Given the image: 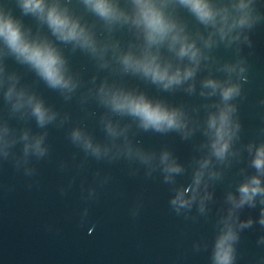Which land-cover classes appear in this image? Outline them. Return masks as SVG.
<instances>
[{
    "label": "water",
    "instance_id": "obj_1",
    "mask_svg": "<svg viewBox=\"0 0 264 264\" xmlns=\"http://www.w3.org/2000/svg\"><path fill=\"white\" fill-rule=\"evenodd\" d=\"M214 2L239 15L232 5L240 0ZM62 3L95 33V54L56 40L45 24L22 12L20 0H0V12L19 20L30 38L47 37L57 47L75 85L49 87L0 40V264H215L216 242L227 225L237 235L232 264H264L261 197L254 207L240 208L229 199L238 200L239 185L257 174L251 160L264 143V0L251 2V27L223 38L176 7L198 55L193 61L161 48L163 60L193 69L168 90L125 70L121 56L143 46L134 29H109L80 0ZM231 85L239 93L224 100L222 89ZM102 88L143 92L177 108L183 127L145 130L138 118L104 103ZM29 96L42 100L54 119L38 124ZM229 106L233 135L219 159L209 118ZM77 131L80 139L73 138ZM171 163L180 170L169 172ZM260 179L264 187V174ZM181 194L184 206L173 203ZM248 220L251 225L242 228Z\"/></svg>",
    "mask_w": 264,
    "mask_h": 264
},
{
    "label": "clouds",
    "instance_id": "obj_2",
    "mask_svg": "<svg viewBox=\"0 0 264 264\" xmlns=\"http://www.w3.org/2000/svg\"><path fill=\"white\" fill-rule=\"evenodd\" d=\"M252 0H240L232 5L239 15L233 16L227 4H218L214 0H126L122 6L121 0H80L85 10L103 21L111 29L114 26H128L134 29L142 37L143 46L139 53L128 51L121 56V62L126 71L138 74L164 90L179 85L183 80L193 75L192 68L174 67L161 57V48L167 46L170 50H176L180 57L187 56L195 61L198 49L194 43L188 40L184 31V25L179 23L175 16L176 7L185 9L198 22L205 26H211L220 32L221 37L226 36L237 27H251L254 17L251 12ZM20 7L25 15H32L47 26L56 40L72 44L95 54L98 50L95 33L81 22V17L75 15L62 0H20ZM0 40L7 49L23 63L30 65L46 84L59 90H72L75 85L66 75V61L57 47L47 37L30 38L19 20L11 15L0 12ZM177 45H179L177 49ZM213 88L216 82H206ZM103 101L114 112L126 113L139 119L141 126L163 132L166 130H179L183 127L182 113L177 108H170L160 101H153L145 93L115 89L104 90ZM239 93L237 85H231L222 89L224 100ZM12 90L8 92L11 98ZM23 92L18 94L16 106L22 103ZM32 108L38 124L54 119L49 113L44 102L34 96H29L27 101ZM233 109L229 106L222 109L218 116L209 118V128L215 130V139L212 141L214 155L223 159L230 147L233 135L230 113ZM239 127L238 125L236 126ZM109 131H112L109 125ZM74 139H80V133H73ZM40 140L35 147L39 150ZM86 147H92L90 141H85ZM252 145L249 146L251 151ZM164 159H167L165 154ZM205 160L202 164L206 166ZM251 166L257 174L252 175L238 187L239 199L229 196L235 208L245 204L254 207L257 196L261 197L260 203L264 205V187L261 186L260 175L264 174V143L255 146ZM169 172L179 171L175 163L168 164ZM200 174H197L196 182L199 183ZM174 204L184 206L187 202L179 195ZM251 220L241 224V227L250 226ZM260 223L264 225V207L261 208ZM237 239L236 233L230 225L219 237L215 247V264H232V241Z\"/></svg>",
    "mask_w": 264,
    "mask_h": 264
}]
</instances>
